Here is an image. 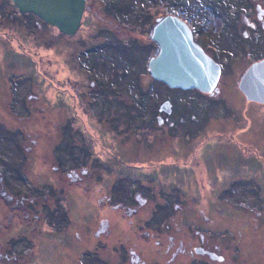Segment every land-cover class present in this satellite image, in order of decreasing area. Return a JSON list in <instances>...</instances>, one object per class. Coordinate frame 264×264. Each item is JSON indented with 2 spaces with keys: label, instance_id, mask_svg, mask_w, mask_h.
Segmentation results:
<instances>
[{
  "label": "rangeland",
  "instance_id": "374dc122",
  "mask_svg": "<svg viewBox=\"0 0 264 264\" xmlns=\"http://www.w3.org/2000/svg\"><path fill=\"white\" fill-rule=\"evenodd\" d=\"M215 4L221 30L210 0H86L69 35L0 0V264H264V103L238 87L264 41L247 0ZM169 12L220 63L211 93L151 76ZM164 99L176 131L143 122Z\"/></svg>",
  "mask_w": 264,
  "mask_h": 264
},
{
  "label": "water",
  "instance_id": "95a60500",
  "mask_svg": "<svg viewBox=\"0 0 264 264\" xmlns=\"http://www.w3.org/2000/svg\"><path fill=\"white\" fill-rule=\"evenodd\" d=\"M19 12H33L59 32L74 34L83 16L86 0H12ZM151 39L158 51L147 66L151 76L169 87L195 88L212 92L218 82L221 65L195 41L188 23L175 14H165L152 27ZM247 99L264 103V58L253 61L238 82ZM164 100L161 108L169 110ZM160 120V118H159ZM202 247H195L199 252ZM204 251V250H202ZM211 258H220L209 252Z\"/></svg>",
  "mask_w": 264,
  "mask_h": 264
},
{
  "label": "flooded vegetation",
  "instance_id": "af4514ba",
  "mask_svg": "<svg viewBox=\"0 0 264 264\" xmlns=\"http://www.w3.org/2000/svg\"><path fill=\"white\" fill-rule=\"evenodd\" d=\"M210 2L212 4V5H210L211 12H214V14H217L216 15V18L217 19L218 18L220 19L219 25L222 28L225 25L224 24L223 17L221 15H219V13L215 10V5H216L215 3H220L221 0H210ZM247 4H248V11L243 12V14H242V16L240 18L242 19L243 24L247 25V27H249V26H252L253 27V25L258 26V28H259V40L260 41H264V0H247ZM195 11H197V7L192 8L190 12H195ZM171 14H174V13L171 12ZM175 15H177V14H175ZM180 18H182V17H180ZM182 19L186 21V18H182ZM186 22L188 23V21H186ZM222 23H223V25H222ZM188 25L190 26V28L192 30V33H193V37L195 39V37L197 36V34H196V28L193 26V24H189L188 23ZM201 25L203 26V24H201ZM212 26L211 27L203 26V27H205V29L208 31L210 29L212 30V28H213ZM214 29L215 30H218L217 28H214ZM260 58H264V55H262L258 59H260ZM162 102L158 105V107H155V110L158 111V114L156 115L155 120L154 119H150V118H147V119L145 118L146 120L150 119V121H148L146 123V120L143 119V122H144V124L150 125L151 122L153 123V121H155V123H161V122H165V121L166 122L167 121H170L171 122L170 125L172 127L171 129L174 130V126L176 125V120H175V118H172L171 119L169 117V116L172 115V107L170 106L169 110H164V109L161 108ZM152 109H154V108H152ZM159 118H160V120H159ZM174 131H176V130H174ZM82 172L84 173V175H86V173H87V171L85 169H83ZM196 247H202L204 249H207V250L215 253L217 256H220V258H211L210 255L207 252H201V253H198L197 252L198 254H202V255L207 256L211 260H223L224 259L223 255H220L219 253H217L215 251L216 249L215 250H211L210 248L203 247V246H196ZM129 251H130V254H132L133 252H135V251H133L131 249ZM194 251H195V248H194ZM132 260H133V257L131 256L130 261H132Z\"/></svg>",
  "mask_w": 264,
  "mask_h": 264
},
{
  "label": "bare ground",
  "instance_id": "6f19581e",
  "mask_svg": "<svg viewBox=\"0 0 264 264\" xmlns=\"http://www.w3.org/2000/svg\"><path fill=\"white\" fill-rule=\"evenodd\" d=\"M10 3H12V5L13 6H15V8L17 9V6L14 4V2L12 1V0H8ZM86 2V1H85ZM17 11L19 12V10L17 9ZM22 13V12H21ZM25 13H29V14H27V16H28V18H27V20L28 19H32L33 17H35V18H37V19H40L41 21L43 20V19H41L38 15H36L35 13H33V12H25ZM30 13L31 14H33V15H30ZM167 14H171V12H169V13H167ZM24 22H26V20L24 21ZM208 23V22H207ZM219 23H220V21H218L217 22V18L215 17V26H216V28L217 29H220L221 30V26L219 25ZM207 27V26H206ZM62 33V32H61ZM220 75H221V72H220ZM220 77V76H219ZM219 80V79H218ZM218 83V82H217ZM217 85V84H216ZM216 87V86H215ZM215 89V88H214ZM204 92V91H203ZM206 93H211V92H206ZM243 93V92H242ZM244 94V93H243ZM249 101H254V102H258V103H261V102H259V101H256V100H251V99H248ZM169 108H170V106H169ZM142 196V195H141ZM139 202H141V201H139ZM142 202L143 203H146V200L143 198V200H142ZM202 250H204V251H202ZM202 250H200L198 253H201V252H207L208 254H209V252H211V251H209V250H207V249H204V248H202ZM125 260V259H124Z\"/></svg>",
  "mask_w": 264,
  "mask_h": 264
},
{
  "label": "trees",
  "instance_id": "16d2710c",
  "mask_svg": "<svg viewBox=\"0 0 264 264\" xmlns=\"http://www.w3.org/2000/svg\"><path fill=\"white\" fill-rule=\"evenodd\" d=\"M42 22H44L43 20H42ZM44 23H46V22H44ZM55 27V26H54ZM58 30V29H57ZM129 46V45H128ZM128 46L127 45H123V47H126V48H128ZM135 50L137 51V49H135V47H134V49H132V48H129L128 49V53H130V51H132V52H134L135 53ZM138 50H139V52H137V53H135V58H138L139 56H142V57H144L145 56V54L147 53V52H149V50H150V47L149 46H147V47H145V49L142 47V46H140L139 45V47H138ZM142 59V58H141ZM141 63V62H140ZM139 70V67H138V69H137V71ZM151 88H152V86H150L149 88H148V90L146 91L147 92V94L149 95V93L151 92ZM143 92V91H142ZM144 93V92H143ZM142 93V94H143ZM146 93H144V95L142 96V98L140 99V100H145L146 98H147V95Z\"/></svg>",
  "mask_w": 264,
  "mask_h": 264
}]
</instances>
